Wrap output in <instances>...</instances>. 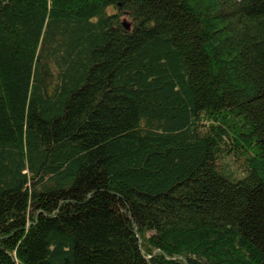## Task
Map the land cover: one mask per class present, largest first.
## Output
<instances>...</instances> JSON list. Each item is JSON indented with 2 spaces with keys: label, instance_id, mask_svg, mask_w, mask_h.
<instances>
[{
  "label": "trees",
  "instance_id": "trees-1",
  "mask_svg": "<svg viewBox=\"0 0 264 264\" xmlns=\"http://www.w3.org/2000/svg\"><path fill=\"white\" fill-rule=\"evenodd\" d=\"M0 264H264V0H0Z\"/></svg>",
  "mask_w": 264,
  "mask_h": 264
},
{
  "label": "water",
  "instance_id": "water-1",
  "mask_svg": "<svg viewBox=\"0 0 264 264\" xmlns=\"http://www.w3.org/2000/svg\"><path fill=\"white\" fill-rule=\"evenodd\" d=\"M122 27H123L125 30H127V29H128V25H127V23L122 22Z\"/></svg>",
  "mask_w": 264,
  "mask_h": 264
},
{
  "label": "rangeland",
  "instance_id": "rangeland-1",
  "mask_svg": "<svg viewBox=\"0 0 264 264\" xmlns=\"http://www.w3.org/2000/svg\"><path fill=\"white\" fill-rule=\"evenodd\" d=\"M123 22L127 23L125 20Z\"/></svg>",
  "mask_w": 264,
  "mask_h": 264
}]
</instances>
